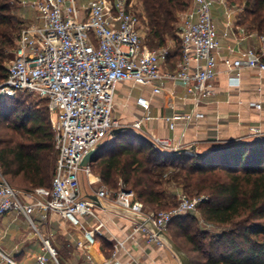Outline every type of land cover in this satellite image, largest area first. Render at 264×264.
<instances>
[{
    "label": "built area",
    "instance_id": "2783aa9c",
    "mask_svg": "<svg viewBox=\"0 0 264 264\" xmlns=\"http://www.w3.org/2000/svg\"><path fill=\"white\" fill-rule=\"evenodd\" d=\"M20 1L22 8L35 13L36 21L24 23L18 33L14 59L0 83V99L27 95L46 105L57 160L50 189L21 192L0 173V219L7 214L23 215L39 234L40 224L57 215L82 230L77 244L89 264H123L120 253L127 252L129 241L138 245L143 240L148 246L173 250L167 241L170 223L196 213L201 199L180 191L174 208L154 212L120 182L117 190L103 185L93 192L102 203L97 206L82 192L81 177L92 173L91 166L83 167L82 162L98 145L113 138L114 130L143 132L153 120L152 101L145 96L136 99L143 111L141 118L126 124L116 117L118 84L150 88L152 96L158 97L168 83H181L193 110L166 117L169 129L175 130L179 124L205 118L200 109L215 92L220 63L228 67L231 88L241 86L244 69L264 75V35H258V45L242 49L239 44L245 40V29L238 23V10L228 0H191L190 8L179 17L181 59L175 70H166L171 53L166 47L150 50L145 46L147 19L134 8L133 0ZM216 5L222 9V25L213 16ZM251 106L262 110L260 103ZM249 130L255 136L263 135L259 126ZM151 141L157 150H180L170 139L155 137ZM108 203L136 217L122 240L113 237L100 216ZM104 237L114 239L113 252L97 262L91 248ZM41 239L43 253L37 257L38 264H48L49 257L59 264L50 238Z\"/></svg>",
    "mask_w": 264,
    "mask_h": 264
},
{
    "label": "trees",
    "instance_id": "16d2710c",
    "mask_svg": "<svg viewBox=\"0 0 264 264\" xmlns=\"http://www.w3.org/2000/svg\"><path fill=\"white\" fill-rule=\"evenodd\" d=\"M9 1L0 0V83L7 77L9 57L4 53L15 49L24 24L12 15ZM142 1L152 46L163 48L168 39L178 41L179 15L190 8L191 0ZM228 1L238 10L239 24L264 35V0ZM181 54L171 58L180 60ZM21 97L6 99L13 103L0 106V173L15 189H50L57 160L53 129L40 113L19 114ZM91 168L112 190L121 182L150 211L172 209L173 186L200 198L198 216L176 218L168 227L169 232L174 226L176 249L197 256L191 264H264V137L218 153L188 156L157 150L129 129L108 140ZM200 222L221 233L212 234Z\"/></svg>",
    "mask_w": 264,
    "mask_h": 264
},
{
    "label": "crops",
    "instance_id": "0c3cea01",
    "mask_svg": "<svg viewBox=\"0 0 264 264\" xmlns=\"http://www.w3.org/2000/svg\"><path fill=\"white\" fill-rule=\"evenodd\" d=\"M213 16L220 25L223 24L224 17L219 6L213 9ZM29 21H36L35 13ZM240 26L244 28V25ZM258 35L262 34L250 32L246 28L242 34L245 40L240 42L239 47L245 49L258 45ZM227 69L225 63L219 64L215 92L200 109L205 114L204 119H196L188 125L179 124L175 130L169 129L166 117L193 110L192 102L187 99L181 83H168L165 92L158 97L152 96L150 88L133 87L130 83L118 84L115 90L116 117L127 119L123 121L126 124L141 118L143 111L136 104V99L145 96L152 101L150 114L153 120L143 129L144 135L150 139H170L180 149L190 151L195 148L200 153L264 137V75L259 76L256 70L244 69L241 86L231 88L228 85ZM135 91L136 97H130ZM252 103H260L262 110L253 108ZM252 126L261 127L263 135L252 134L249 130ZM93 192L84 196L87 198V195H94ZM105 207L106 212L100 211V216L107 221V227L115 239H124L130 233L136 217L116 208L112 203L105 204ZM41 237L50 238L58 253L59 264H89L86 253L77 244L82 238V230L64 222L57 215L51 216L46 224H40L39 234L30 227L23 215L7 214L2 217L0 256L13 264H38L37 257L43 253ZM113 243L112 237L100 238L91 248L95 261L102 262L110 258ZM126 247L127 252L120 253L123 264H182L174 250L148 246L143 240L138 245L129 241ZM48 264L56 263L49 257Z\"/></svg>",
    "mask_w": 264,
    "mask_h": 264
},
{
    "label": "rangeland",
    "instance_id": "374dc122",
    "mask_svg": "<svg viewBox=\"0 0 264 264\" xmlns=\"http://www.w3.org/2000/svg\"><path fill=\"white\" fill-rule=\"evenodd\" d=\"M9 4L12 6V8H11L12 15H14L18 20L24 21V23L34 22V21H29V20H32V18L34 17V12L31 10L22 8V4H21L20 0H10ZM133 5H134V8L143 16V18L146 17L145 5H144V2L142 0H133ZM215 7H217V6H214L213 9H215ZM20 8L22 9L21 10L22 13L20 12ZM24 15L27 16V18L29 20H27ZM179 17H180V15H179ZM145 23H147V22H145ZM177 27L181 28L180 20H178ZM244 28L245 29L248 28V25H244ZM18 33H19V31H18ZM177 37H178V41H173L171 39H168V41H167L166 48L173 55H175L176 53H178V54L181 53L182 30H180V32H177ZM143 42H144L145 46L150 50L158 49L157 47L152 46L151 40H150L148 35L145 36ZM4 54L9 57V59L7 60V63H6V67H7L9 65V63L14 59V49L13 50H6V52ZM178 61H179L178 58H175V57L170 58L168 61V64L165 66L164 69L175 70L176 63ZM136 95H137V91H135L130 97L135 98ZM21 96H22L20 98L21 102H20V105L18 107L19 114L27 113L30 115H35V114L40 113L41 115H44V117L47 119L48 123L51 125L49 113L47 112L46 106L43 102H41L38 99L31 97V96H27V95H21ZM12 103L13 102H8L6 99H0V106L5 107V105L12 104ZM23 110H25V112H23ZM21 112H23V113H21ZM16 117L17 116L11 117L9 122L11 123V122L15 121ZM121 119L124 122H125V120H127L124 118H121ZM131 132L139 133V134L141 133L144 135V133H143L144 131L143 132H135L131 129ZM1 133H3V132H1ZM109 152H110V150L106 151V154H108ZM81 183H82V192L84 193V195L90 194L93 191H95L96 189H98L104 185L95 169H92V173L90 176H82L81 177ZM175 188L176 187L173 186L171 189V191L173 193H176V197L170 196V198H169L170 202H171L170 208H173L177 205V203H178V192L183 191V189H181V188H176V189ZM17 190H19V189H17ZM19 191L25 192L23 190H19ZM192 198L200 199L198 197H192ZM158 212H160V211H158ZM191 216L192 217L198 216V212H196L193 215H190V214L186 215L185 217H187V219H191L192 218ZM185 217H182V218H185ZM199 225L203 229H206L207 231L211 232L212 234L216 235L218 233L219 234L221 233L220 229H218L212 225H206L205 223H202V222H200ZM173 227L174 226H172V228ZM172 228L168 232L167 241H168L169 245L172 247V249L175 251V253L178 255V257L180 258V255L178 254V251L176 249L179 246L176 244V242L174 240ZM181 254L190 264L192 263L193 259L196 260V257H197L194 254L191 255V254H187L184 252H181ZM0 264H5V260L1 256H0Z\"/></svg>",
    "mask_w": 264,
    "mask_h": 264
},
{
    "label": "water",
    "instance_id": "95a60500",
    "mask_svg": "<svg viewBox=\"0 0 264 264\" xmlns=\"http://www.w3.org/2000/svg\"><path fill=\"white\" fill-rule=\"evenodd\" d=\"M128 130H129V128L116 129V130L113 131L112 136H113V138H115L118 135H120V134H122V133H124V132H126ZM139 136L141 138H143L144 140L152 143L151 139L146 137L145 135L140 133ZM107 146H108V141H105V142L101 143L100 145H98L97 148H95L94 150H92L90 153H88L86 155V157L84 158V160L82 162V166L83 167H87V166H91L92 164H94L99 159V157L102 155L103 151L107 148ZM222 150H223V148H215V149H213V152L214 153H218V152H221ZM171 153L174 154V155L185 154V155H188V156H197L199 154L195 148H193L190 151L180 149V150H177V151H173ZM87 198L90 199L91 201H93L97 206H102L101 201L95 195H87ZM178 254L180 255V259L182 261V264H190L183 257V255L181 254L180 251H178Z\"/></svg>",
    "mask_w": 264,
    "mask_h": 264
}]
</instances>
